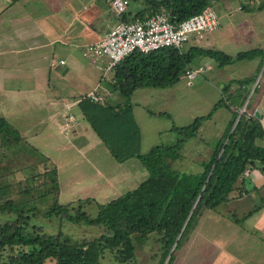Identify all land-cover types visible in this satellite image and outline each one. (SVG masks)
Here are the masks:
<instances>
[{
  "label": "trees",
  "instance_id": "obj_1",
  "mask_svg": "<svg viewBox=\"0 0 264 264\" xmlns=\"http://www.w3.org/2000/svg\"><path fill=\"white\" fill-rule=\"evenodd\" d=\"M148 2L154 12L152 14L165 9L177 24L202 12L209 5L214 6V0ZM137 17L130 18L125 14L123 19L131 21ZM257 56L264 59L262 49L242 51L234 56L199 45H190L183 51L172 46L150 52L138 50L116 66L110 82L114 92L130 98L139 88H164L177 84L187 69L192 68L202 57H210L219 67H223L237 60ZM258 74L239 79L236 83L239 87H250ZM263 78L264 71L259 83ZM230 87L223 89V98L208 115L197 117L188 126L175 127L181 135L176 144L157 145L147 153L141 151V130L130 106L123 107L120 102L111 101L103 104L84 97L80 106L85 117L115 160L124 162L138 158L148 171L147 177L136 188L99 204L95 217L83 211L81 204L73 215L69 214L72 202L60 203L57 169L45 166L44 173L53 187H48V191L41 196L46 198L52 191L56 192L47 216L64 213L72 222L84 221L106 228V232L98 239L76 242L64 240L62 233L52 234L42 226H31L30 217L24 211L25 204L31 200L14 198V190L19 185L0 184V212L17 213L22 221L18 223L9 219L0 222V264H45L47 261L55 264H100V257L107 249H116L118 261L126 262L135 256V237L148 238L152 234L158 235L157 239L162 244L163 256L158 264H173L185 237L207 210L217 209L245 193L250 194L244 176L247 168L260 169L264 174V127L262 120L255 116L260 92L256 87L245 110L241 112L251 89L230 93ZM222 106H233L231 125L227 133L215 143L211 156L202 164V170L197 173L175 170L174 161L179 157L187 136L195 135L202 123ZM0 138L3 149L24 141L20 132L5 117H0ZM27 185L26 192L30 189V185ZM85 200L89 202L92 198ZM262 207V204L255 205L241 222Z\"/></svg>",
  "mask_w": 264,
  "mask_h": 264
},
{
  "label": "crops",
  "instance_id": "obj_2",
  "mask_svg": "<svg viewBox=\"0 0 264 264\" xmlns=\"http://www.w3.org/2000/svg\"><path fill=\"white\" fill-rule=\"evenodd\" d=\"M128 1L126 15L130 18L147 17L154 13L148 0ZM226 6L232 7L228 3ZM248 6L251 10L260 11L252 5ZM238 7V10L243 9ZM251 14L254 18H259L258 12L253 11ZM116 23L112 0H0V117H5L24 138L23 143L8 149L1 148L0 138V164L1 159L10 157L13 158V163L10 164L14 167L17 156L28 154L27 148L38 150L33 142L39 135L49 136L50 141L59 136L70 139L76 135L78 139L89 128L93 129L80 106V101L92 91L103 95L106 104L108 98L114 96L115 101L111 102H120L123 107L132 108L141 130L142 153H147L157 145L176 144L181 135L175 127L188 126L197 117L208 115L223 98V89L230 85V93L251 89L243 108L247 106L253 91L258 88L260 96L256 109L261 112L264 127V80L259 83L264 71L262 56L237 60L223 67H219L210 57H202L192 66V69L203 67L201 75L190 84L181 80L170 87L139 88L130 98L114 92L111 87L113 71L97 67L83 56L82 48L98 41ZM191 45L219 49L233 56L257 48L264 52V22L253 20L247 23H221L216 31L205 34L199 40L193 39ZM255 74H258V78L250 87H239L236 83L239 79ZM232 108L233 106L217 108L195 135L187 136L180 149L194 148L195 144L202 143L205 146L211 145L214 149L215 143L227 133L231 125ZM152 132L159 139L153 140ZM177 134L179 137H176ZM162 136H165V143H161ZM61 141L59 138V143ZM105 148L113 157L110 149L107 146ZM51 155L53 156L45 153V166L56 168L60 178L58 163ZM182 158L183 155H179L175 161ZM204 161H192L188 167L195 170L189 173L200 172ZM247 169L250 172L245 181L250 194L245 193L230 200L229 204L236 202L232 207L233 211L228 214L222 211L219 216L238 223L237 211L243 209L244 201L248 198L258 200L263 207L246 218L245 222L251 221L253 225H257L256 231H259L257 233L264 240V174L260 169ZM147 175L148 173L144 174L140 170L133 177L138 181V177L146 178ZM251 209L240 211L242 218ZM240 223L246 232L242 236L253 233V226L251 228L244 222ZM248 245L249 243L242 245L243 249L246 250ZM257 247L258 245L252 249ZM217 249L220 250V256L230 254L229 250L233 251L223 245ZM261 255L264 256V252ZM230 258L232 260L234 257Z\"/></svg>",
  "mask_w": 264,
  "mask_h": 264
},
{
  "label": "rangeland",
  "instance_id": "obj_3",
  "mask_svg": "<svg viewBox=\"0 0 264 264\" xmlns=\"http://www.w3.org/2000/svg\"><path fill=\"white\" fill-rule=\"evenodd\" d=\"M246 1L214 0V7L221 16L222 25L231 22L247 23L253 20L264 22V0ZM227 3L232 7H227ZM244 4L242 10L237 9L239 5ZM248 5L258 8L260 11L251 10ZM253 11L258 12V19L252 16ZM226 12H228L227 15ZM208 33L211 32H207L206 35ZM113 97L110 96L109 101H115ZM152 137L153 140L159 139V137L153 136V132ZM176 137H179V135L177 134ZM59 138L62 140L61 143H59ZM59 138L53 137L56 142L55 140L50 141L49 136L39 135L33 142L35 147L39 149L27 148L28 154L24 153L25 156L22 154V157L17 156L16 160L14 159V167L10 164L13 163V158L1 159L0 184L4 185L6 182V184L19 185L14 190V198L31 200L29 204L24 206L25 214L30 217L31 226H42L46 232L52 234L62 233L63 239L71 242L98 239L106 232L104 226H96L84 221L75 223L69 220L68 215L64 213L52 217L47 216L56 192L53 193L52 191L46 198L41 196L48 191V187H51V185L53 187V184L49 183L51 180L44 173L45 153L53 154V156L51 155L52 158L58 163L62 187L59 196L60 203L72 202L73 205L69 209V214L73 215L76 214L77 209H80L81 204L83 211L95 217L98 213L99 204L107 203L137 187V184L145 178L138 177V181H135L133 176H137L140 170L144 174H147L148 171L138 158L129 159L125 162L116 161L111 154L106 152V145L101 143L99 136L91 128L78 139L76 135L71 136L72 139L67 137L64 139L63 136H59ZM161 138L163 140L161 143H165V136ZM190 145L193 144L190 143ZM201 145L195 144L194 148L186 149L183 147V149H180L178 155H183V158L178 160L179 163L174 161L175 170L180 173H183V171L189 173L195 170L188 167L192 164V161L208 160L213 147L211 145L205 146L204 143ZM197 164L199 165V163ZM28 166L31 167L28 168ZM125 178H127V181ZM27 184L30 185V191L28 190V192H26L28 189ZM86 198H92V200L84 202ZM244 202L243 209L237 211L238 223L219 216L222 211L227 214L233 211L232 207L236 202L224 204L217 209L207 210L185 237L182 246L177 250L173 264H264V256L261 255L264 252V240L257 233L259 231H256L257 225L244 220V224L251 228L253 226L254 231L252 230L253 233L249 236H242V233L245 235L246 232H244L240 223L242 219L240 211L251 209L260 203L258 200L249 198ZM9 219L13 222H22L17 213L0 212V222H6ZM157 236L156 234H152L148 238L136 236L134 242L136 247L135 256L126 262L118 261L116 249H107L100 257V264H158L163 255L162 244ZM248 243L247 248L250 247V249H243L242 245ZM220 245L230 247L233 251L229 250L230 254L220 256V250L217 249ZM257 245V249L253 250L252 248ZM233 246L235 248H232ZM230 257L234 258L231 260ZM45 264L55 263L47 261Z\"/></svg>",
  "mask_w": 264,
  "mask_h": 264
},
{
  "label": "built area",
  "instance_id": "obj_4",
  "mask_svg": "<svg viewBox=\"0 0 264 264\" xmlns=\"http://www.w3.org/2000/svg\"><path fill=\"white\" fill-rule=\"evenodd\" d=\"M128 2L112 0V12L117 23L98 41L82 48L83 56L102 70L113 71L123 59L138 50L150 52L172 46L183 51L191 45L193 39L199 40L221 25V16L212 5L178 24L171 20L170 13L165 9L148 17L125 21L123 17ZM238 8H243V5ZM202 70L203 67L189 68L182 80L190 84L201 75ZM87 98L105 104V97L96 91L89 93ZM249 172L247 169L244 176H248Z\"/></svg>",
  "mask_w": 264,
  "mask_h": 264
},
{
  "label": "water",
  "instance_id": "obj_5",
  "mask_svg": "<svg viewBox=\"0 0 264 264\" xmlns=\"http://www.w3.org/2000/svg\"><path fill=\"white\" fill-rule=\"evenodd\" d=\"M256 85V84H255ZM245 109L243 108L242 110H241V112H243ZM255 116L257 117V118H259V119H261V117H262V115H261V112L259 111V109H256L255 110ZM239 117H240V115H239ZM173 250V249H172Z\"/></svg>",
  "mask_w": 264,
  "mask_h": 264
}]
</instances>
